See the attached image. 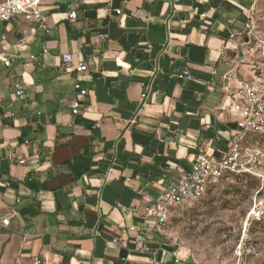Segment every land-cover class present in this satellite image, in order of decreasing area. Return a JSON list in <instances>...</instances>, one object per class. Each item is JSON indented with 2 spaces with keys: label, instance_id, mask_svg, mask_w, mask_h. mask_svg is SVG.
I'll return each instance as SVG.
<instances>
[{
  "label": "crops",
  "instance_id": "obj_1",
  "mask_svg": "<svg viewBox=\"0 0 264 264\" xmlns=\"http://www.w3.org/2000/svg\"><path fill=\"white\" fill-rule=\"evenodd\" d=\"M123 1H47L45 27L0 24V264H147L145 244L182 258L145 208L199 153H226L241 103L222 77L257 78L241 41L252 0Z\"/></svg>",
  "mask_w": 264,
  "mask_h": 264
},
{
  "label": "rangeland",
  "instance_id": "obj_2",
  "mask_svg": "<svg viewBox=\"0 0 264 264\" xmlns=\"http://www.w3.org/2000/svg\"><path fill=\"white\" fill-rule=\"evenodd\" d=\"M246 14V64L264 77V0H252ZM164 240L186 264H264V179L219 181L172 213Z\"/></svg>",
  "mask_w": 264,
  "mask_h": 264
},
{
  "label": "built area",
  "instance_id": "obj_3",
  "mask_svg": "<svg viewBox=\"0 0 264 264\" xmlns=\"http://www.w3.org/2000/svg\"><path fill=\"white\" fill-rule=\"evenodd\" d=\"M47 1L56 0H6L0 4V24L20 18L28 23L45 27L46 19L40 12V7ZM123 3H126V0ZM116 13L122 14L121 9L116 10ZM75 18L76 13H70L69 19ZM104 38L102 36V39ZM42 53L45 54L47 51L44 49ZM0 61L7 67L13 63L12 60L4 59L2 55ZM62 64L66 70H74L73 58L70 54L62 56ZM76 71L84 73L87 67L81 64ZM215 74L214 72L213 75ZM176 78L186 81L193 79L188 71L178 73ZM222 78L227 83V89L230 88L231 83L238 85L236 95L241 103L239 108L241 119L237 122L235 133L222 157L199 153L189 170L179 169L178 183L164 193L155 204L145 208L147 219L154 221L155 232L161 239L165 236L173 211L188 201L203 198L211 185L232 174H250L258 179H264V77H257L252 82L239 81L228 76ZM74 88L80 97L87 96L88 90L83 88L80 82H76ZM14 93L17 99L23 98L24 86L21 82L14 84ZM142 97L145 98L146 94ZM71 107L74 116L81 113L79 100L73 101ZM0 225L9 227L10 219L2 220ZM139 241L145 243L146 239L140 236ZM142 251L148 256L147 264H164L159 248L145 244ZM173 263L182 264L183 259L175 257Z\"/></svg>",
  "mask_w": 264,
  "mask_h": 264
},
{
  "label": "trees",
  "instance_id": "obj_4",
  "mask_svg": "<svg viewBox=\"0 0 264 264\" xmlns=\"http://www.w3.org/2000/svg\"><path fill=\"white\" fill-rule=\"evenodd\" d=\"M230 176H232V177H252V178H255V179H258V178H256V177H254V176H252V175H250V174H232V175H230ZM230 176H228V177H230ZM259 180V179H258ZM217 184V183H216ZM216 184H213V185H211L210 186V188L208 189V191L206 192V194L216 185ZM206 194L204 195V197L206 196ZM202 199V198H201ZM177 209V208H176ZM175 209V210H176ZM174 210V211H175ZM173 211V212H174ZM171 218V217H170Z\"/></svg>",
  "mask_w": 264,
  "mask_h": 264
}]
</instances>
